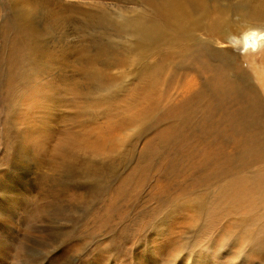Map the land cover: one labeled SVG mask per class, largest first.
Listing matches in <instances>:
<instances>
[{
  "label": "rangeland",
  "instance_id": "374dc122",
  "mask_svg": "<svg viewBox=\"0 0 264 264\" xmlns=\"http://www.w3.org/2000/svg\"><path fill=\"white\" fill-rule=\"evenodd\" d=\"M127 1L148 17L144 0ZM120 2L90 3L95 74L89 117L59 122L53 114H37L44 121L38 128L45 127L52 137L73 129L90 139L89 150L76 153L67 165L62 157L54 160L48 149L38 154L31 145L28 132L34 126L25 128L28 119L21 115L29 111L23 107L34 94L29 97L24 89L32 82L26 80V87L20 76H13V81L20 78L23 90L7 101L2 88L8 77L1 69L0 264H264V75L252 64L264 70V55L241 57L234 48L240 50L241 44L234 41L229 52L213 57L225 64L224 83L235 81L238 89L221 98L207 77L215 72L203 68L204 52L190 51L163 63L158 49L144 62L161 64L158 93L152 95L146 76H138L140 66L121 53V35L96 19L116 11ZM7 3L0 0V19L10 13ZM238 30L234 37L242 36L244 29ZM203 37L198 39L203 42ZM3 42L0 31V49ZM39 77L33 79L38 81L34 90H49L50 76ZM204 81L217 93L190 105L191 123L183 117L181 127L193 123L195 129L172 130L182 114L172 105L200 95L196 92ZM194 82L199 87H189ZM163 91L164 98L152 99ZM205 108L222 110L213 117ZM251 108L258 118L242 126V115L247 117ZM69 109L60 107V112ZM228 112L237 119L213 123ZM138 115L146 116L143 123Z\"/></svg>",
  "mask_w": 264,
  "mask_h": 264
},
{
  "label": "bare ground",
  "instance_id": "6f19581e",
  "mask_svg": "<svg viewBox=\"0 0 264 264\" xmlns=\"http://www.w3.org/2000/svg\"><path fill=\"white\" fill-rule=\"evenodd\" d=\"M120 1L117 4L116 11L111 10L112 13L107 15L99 14L96 19L104 23L105 28H112L121 35L119 44L121 53L124 58L134 60L140 66L137 71L138 76H146L144 79L149 82V90L152 95L153 93H158L155 88L157 83L156 72L158 73V68L161 64L159 65L160 62L157 60L156 65H144V62L151 55L156 54L158 49H161V61L163 63L167 62L170 57L181 59L190 51L195 54L204 52L208 60L206 62L207 65H203V68L215 72L216 75H208L207 77L210 81L212 80V86L218 89L221 98L233 96V94H230V90L236 93L238 89L235 87L237 85L234 80L230 85L224 83L226 76H223L226 70L225 64L222 61L213 59V57L223 52H229L231 50L230 45H232L230 43L234 41H238L241 44L240 50L237 49V47H240L239 45L235 44L236 47H234L236 52L242 53L241 57L250 60L253 56L264 55V27H254L264 26V6L261 7L264 4V0H259L260 3L257 5L253 3V0H238L240 3L236 2L235 4L221 0H144L149 18L146 17L144 11L138 12L137 8L127 5V0ZM90 3L91 0H76L74 2L70 0L63 2L62 0H8L7 8L10 13L7 17L5 16L6 18L0 19V31L4 41L0 49V66L3 65L0 67V72L4 67L3 76L8 77L2 88L4 93L6 92L7 101L13 99L23 90L20 87V78L24 85L27 84H25L26 80H30L29 84L32 82V85L28 87L26 85L27 89H24V91L25 94L30 95L29 97L32 94L34 96L33 99L26 98L23 109H28L29 111H25L21 115L23 118L28 119V121L26 120L27 122H23L25 128L34 126L31 132H28L30 133L29 142L36 148L38 154L45 153L48 149L47 151L51 153L54 160L62 157L63 161H65L63 164L73 159L79 151H88L90 148V141L88 140L90 139L85 132L78 134L73 129L64 130L63 136H55V139V137H52L54 133L49 134L50 132L45 127L38 128V125L40 126V123L44 121L40 122V117L37 114H53L59 122L62 118L67 121H73L75 117L82 119L89 117L91 76L95 74L90 52L91 39L94 32V13L91 11ZM238 28L240 29L238 30L239 34L243 29L244 32L241 37L240 35L234 37V31ZM202 35L204 36L202 38L204 39L203 42L198 39ZM206 43L208 44L206 45ZM220 47H224V49ZM121 61L119 60L118 62ZM252 64L264 75V70L257 67L256 61H253ZM120 72L125 73L123 71ZM132 73L135 72L132 71ZM43 75L50 76L47 80L50 89L39 93L34 90L38 81L36 82L33 79ZM13 76H20V78L17 77L13 81ZM208 83L203 82L202 86H200L202 90L199 89L196 92L200 94L197 97L188 100L179 99L174 102L172 107L180 110L179 112L182 114L175 118L171 125L172 130L187 128V126L194 128L193 123L181 127L183 124L182 120L184 117L187 123L190 122V113L193 111L190 105L193 104L195 99H212V94L216 91H213V88L211 89ZM199 84L194 82L188 85L189 87H199ZM243 87L245 88V86ZM112 88L113 92L111 95H115V87ZM125 88L119 87L118 89L122 90ZM205 89H207V92ZM135 93L132 91V94ZM159 94L156 98L152 97V99L164 98V91ZM23 100H25L24 97ZM246 102V99H243V103ZM60 107L71 108V110L69 109L67 113H61ZM220 108H216L215 113L207 108L205 110L206 113L212 112L213 117H216L217 113H219L218 110H222ZM31 112L33 113L32 119H36L38 123L40 122L39 124L32 121L29 116ZM255 113L256 110L251 108L246 115L247 117L242 115L240 120L242 126L256 121L258 117L255 116ZM17 114L19 115V111ZM220 114L213 120L214 124H218L225 118L237 119L235 115L232 116V112H228L226 115ZM18 115L17 117H19ZM123 116L125 117V114ZM145 117V115H138V122L143 123ZM218 118L221 121H218ZM12 119L11 121L13 122L14 119ZM60 134L58 132V135ZM165 135L169 136L166 132ZM161 137L164 138V136L159 135L157 138ZM46 139H48L47 143L45 142ZM49 139H51L50 145ZM9 140L11 139L9 138ZM122 142L124 143V141ZM120 144L122 143L120 142ZM20 147L21 145H18V148ZM70 166L67 167L69 168Z\"/></svg>",
  "mask_w": 264,
  "mask_h": 264
}]
</instances>
